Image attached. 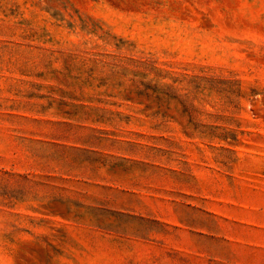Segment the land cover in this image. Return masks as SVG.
I'll return each mask as SVG.
<instances>
[{
  "label": "rangeland",
  "instance_id": "rangeland-1",
  "mask_svg": "<svg viewBox=\"0 0 264 264\" xmlns=\"http://www.w3.org/2000/svg\"><path fill=\"white\" fill-rule=\"evenodd\" d=\"M0 264H264V0H0Z\"/></svg>",
  "mask_w": 264,
  "mask_h": 264
}]
</instances>
